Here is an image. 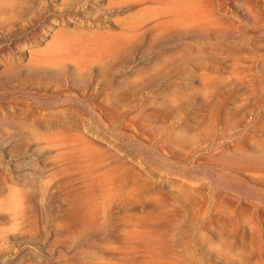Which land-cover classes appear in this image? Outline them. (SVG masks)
<instances>
[{
	"label": "rangeland",
	"instance_id": "rangeland-1",
	"mask_svg": "<svg viewBox=\"0 0 264 264\" xmlns=\"http://www.w3.org/2000/svg\"><path fill=\"white\" fill-rule=\"evenodd\" d=\"M29 1L0 10V264H264V0Z\"/></svg>",
	"mask_w": 264,
	"mask_h": 264
},
{
	"label": "bare ground",
	"instance_id": "bare-ground-1",
	"mask_svg": "<svg viewBox=\"0 0 264 264\" xmlns=\"http://www.w3.org/2000/svg\"><path fill=\"white\" fill-rule=\"evenodd\" d=\"M28 1L29 0H0V10L1 9H6V10H10V11L22 10L25 7L24 5ZM145 1L154 2V3H156V5H159V4L163 5L160 7L156 6L154 8V11L153 12L151 11L152 17L162 16L165 18V21H163L162 24H164V23L170 24L171 23L172 25H175V26H177V25L187 26V25H192V23L195 25L200 24V23H204L210 19V18H207L208 15L206 13V10L203 11L202 8H200V6L206 5V4H204V2H206V0H138V4H144ZM109 2H111V0H109ZM42 5H43V3H42ZM135 5H137L135 2H131L129 6H130V8H133V7H135ZM255 6H256L255 2H254V4L252 2L246 4V7L249 10L253 9V7H254V9L250 11V13L256 11ZM36 7H38V5ZM64 9L66 11H68L70 9V7L65 6ZM25 11H26V9H25ZM42 17H44V16H42ZM39 18L40 17H38V19ZM65 34H66V36L71 37V38L76 39V40L88 38L87 36H89V35H84L81 32H77V33L66 32ZM78 51H79L78 52L79 57H77V61H80V59L83 58V56H84V52L80 51L79 48H78Z\"/></svg>",
	"mask_w": 264,
	"mask_h": 264
}]
</instances>
